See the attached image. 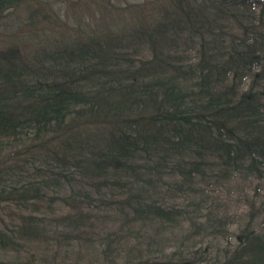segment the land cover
I'll return each instance as SVG.
<instances>
[{"label": "trees", "instance_id": "16d2710c", "mask_svg": "<svg viewBox=\"0 0 264 264\" xmlns=\"http://www.w3.org/2000/svg\"><path fill=\"white\" fill-rule=\"evenodd\" d=\"M0 24V264H264V0Z\"/></svg>", "mask_w": 264, "mask_h": 264}, {"label": "rangeland", "instance_id": "374dc122", "mask_svg": "<svg viewBox=\"0 0 264 264\" xmlns=\"http://www.w3.org/2000/svg\"><path fill=\"white\" fill-rule=\"evenodd\" d=\"M7 20H12V22L15 24V27L16 28H21V39L25 42L26 44V12H25V9L22 8V9H19L17 11L14 12V14L12 16H10ZM5 20V21H7ZM5 21L3 22L5 24ZM4 24H0V44H4L3 40H5L7 37V35H9L10 33V30H7L5 29V25ZM43 27V26H42ZM49 27V26H47ZM52 30V29H51ZM40 31H43V29H41ZM56 32H59V31H56L55 29V34ZM49 33H50V30H49ZM44 35V34H43ZM43 39H46V37H44ZM26 177V175H24ZM235 192V191H234ZM226 195L225 192H223V196ZM235 196V195H233ZM226 197V196H224ZM237 208H239V205H236V203H231L229 205V209L232 210V211H235ZM10 212V209L8 208V206L6 204H1L0 205V218H7V214Z\"/></svg>", "mask_w": 264, "mask_h": 264}]
</instances>
